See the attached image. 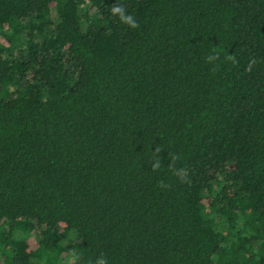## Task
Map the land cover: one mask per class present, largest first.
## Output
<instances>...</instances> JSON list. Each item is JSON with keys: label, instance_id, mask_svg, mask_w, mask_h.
Masks as SVG:
<instances>
[{"label": "trees", "instance_id": "trees-1", "mask_svg": "<svg viewBox=\"0 0 264 264\" xmlns=\"http://www.w3.org/2000/svg\"><path fill=\"white\" fill-rule=\"evenodd\" d=\"M67 260L264 264V0H0V264Z\"/></svg>", "mask_w": 264, "mask_h": 264}, {"label": "clouds", "instance_id": "clouds-1", "mask_svg": "<svg viewBox=\"0 0 264 264\" xmlns=\"http://www.w3.org/2000/svg\"><path fill=\"white\" fill-rule=\"evenodd\" d=\"M113 12H114V14H118L120 16V19L123 22L129 24L133 28L137 27L134 18L132 16L125 15L124 12H123V10L121 8H118V7L117 8H113ZM214 59H215L214 56H210L209 57V60L210 61L211 60H214ZM100 264H104V262L101 261Z\"/></svg>", "mask_w": 264, "mask_h": 264}, {"label": "rangeland", "instance_id": "rangeland-1", "mask_svg": "<svg viewBox=\"0 0 264 264\" xmlns=\"http://www.w3.org/2000/svg\"><path fill=\"white\" fill-rule=\"evenodd\" d=\"M42 264H45V262H43ZM65 264H72V262L70 260H67V262H65Z\"/></svg>", "mask_w": 264, "mask_h": 264}]
</instances>
